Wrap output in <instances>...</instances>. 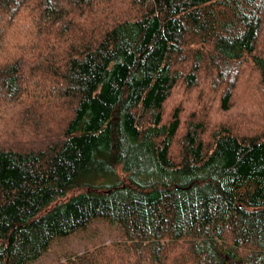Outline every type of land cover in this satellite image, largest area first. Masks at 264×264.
I'll list each match as a JSON object with an SVG mask.
<instances>
[{
  "label": "trees",
  "instance_id": "trees-1",
  "mask_svg": "<svg viewBox=\"0 0 264 264\" xmlns=\"http://www.w3.org/2000/svg\"><path fill=\"white\" fill-rule=\"evenodd\" d=\"M202 69L264 99V0H0V264H264V130L165 117Z\"/></svg>",
  "mask_w": 264,
  "mask_h": 264
},
{
  "label": "rangeland",
  "instance_id": "rangeland-1",
  "mask_svg": "<svg viewBox=\"0 0 264 264\" xmlns=\"http://www.w3.org/2000/svg\"><path fill=\"white\" fill-rule=\"evenodd\" d=\"M215 78V72L202 69L193 87L180 81L166 105V119L170 118L174 108L181 107L185 125L192 121V118L196 121L203 119L210 132L219 126L232 127L239 135H252L264 130V99L261 92L246 90L249 86H260L258 75L248 69L242 72L238 80L235 79L237 89L228 111H224L222 107V88L228 84L222 82L214 87ZM4 123L0 125V142L7 136ZM210 132L206 135V140H209ZM120 238L121 233L114 226L97 222L85 232L57 241L39 264H58L67 256L82 255L96 246H109Z\"/></svg>",
  "mask_w": 264,
  "mask_h": 264
}]
</instances>
